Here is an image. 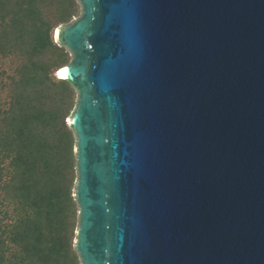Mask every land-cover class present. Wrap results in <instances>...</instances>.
<instances>
[{
  "label": "water",
  "instance_id": "water-1",
  "mask_svg": "<svg viewBox=\"0 0 264 264\" xmlns=\"http://www.w3.org/2000/svg\"><path fill=\"white\" fill-rule=\"evenodd\" d=\"M81 264H264V0H77Z\"/></svg>",
  "mask_w": 264,
  "mask_h": 264
},
{
  "label": "trees",
  "instance_id": "trees-1",
  "mask_svg": "<svg viewBox=\"0 0 264 264\" xmlns=\"http://www.w3.org/2000/svg\"><path fill=\"white\" fill-rule=\"evenodd\" d=\"M77 0H0V264H81L76 90L58 76L71 61L54 31Z\"/></svg>",
  "mask_w": 264,
  "mask_h": 264
},
{
  "label": "rangeland",
  "instance_id": "rangeland-1",
  "mask_svg": "<svg viewBox=\"0 0 264 264\" xmlns=\"http://www.w3.org/2000/svg\"><path fill=\"white\" fill-rule=\"evenodd\" d=\"M80 14H81V11H80V13H79V15L78 16H80ZM78 16H76V17H78ZM69 55H70V53H69ZM70 57H71V60H72V56L70 55ZM76 99H77V95H76ZM76 99H75V101H76ZM72 113V112H71ZM71 115V114H70ZM76 177H77V174H76ZM75 181H76V179H75ZM74 187H75V183H74ZM74 187H73V190H74Z\"/></svg>",
  "mask_w": 264,
  "mask_h": 264
}]
</instances>
